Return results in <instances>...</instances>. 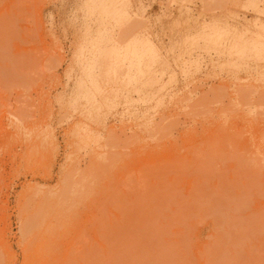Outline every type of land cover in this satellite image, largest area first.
Returning a JSON list of instances; mask_svg holds the SVG:
<instances>
[{
    "label": "rangeland",
    "instance_id": "374dc122",
    "mask_svg": "<svg viewBox=\"0 0 264 264\" xmlns=\"http://www.w3.org/2000/svg\"><path fill=\"white\" fill-rule=\"evenodd\" d=\"M0 264H264V0H0Z\"/></svg>",
    "mask_w": 264,
    "mask_h": 264
}]
</instances>
